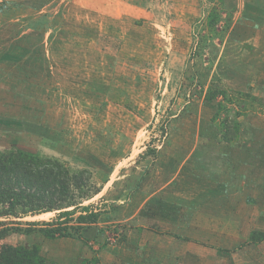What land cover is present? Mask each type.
<instances>
[{
	"label": "rangeland",
	"instance_id": "1",
	"mask_svg": "<svg viewBox=\"0 0 264 264\" xmlns=\"http://www.w3.org/2000/svg\"><path fill=\"white\" fill-rule=\"evenodd\" d=\"M9 149L87 170L98 193L82 205L99 220L0 246H35L47 264L257 263L264 0H0Z\"/></svg>",
	"mask_w": 264,
	"mask_h": 264
},
{
	"label": "trees",
	"instance_id": "2",
	"mask_svg": "<svg viewBox=\"0 0 264 264\" xmlns=\"http://www.w3.org/2000/svg\"><path fill=\"white\" fill-rule=\"evenodd\" d=\"M216 93L209 90L205 99L212 101ZM97 193L91 189L87 170L71 172L56 159L17 149L0 151V241L11 234L36 232L50 240L79 238L99 220V211L82 205ZM47 213L55 214V220L24 221L29 217L49 215ZM0 264L47 263L35 246L2 244Z\"/></svg>",
	"mask_w": 264,
	"mask_h": 264
},
{
	"label": "crops",
	"instance_id": "3",
	"mask_svg": "<svg viewBox=\"0 0 264 264\" xmlns=\"http://www.w3.org/2000/svg\"><path fill=\"white\" fill-rule=\"evenodd\" d=\"M252 247H253V245H252ZM256 248H257V251L259 250V252H256L254 255L250 254L251 257L248 256V259H250V260H256L257 263L260 260L259 263H263L264 264V241L263 242H260V243L258 242ZM218 254H221V253L220 252L219 253L216 252L215 255H214L215 258H214V260L211 261L210 264H217V259L216 258L219 256ZM228 254H232V253L231 252H228ZM195 256L197 257V255H195ZM185 257L186 258H189L190 257V258L195 259L194 255H190V254H186L183 258L185 259ZM231 257H232V260H233L234 264H236V254L231 255ZM198 260L200 261V259L197 257L196 258V261H198ZM253 263L254 262H252V264ZM257 263H254V264H257Z\"/></svg>",
	"mask_w": 264,
	"mask_h": 264
}]
</instances>
